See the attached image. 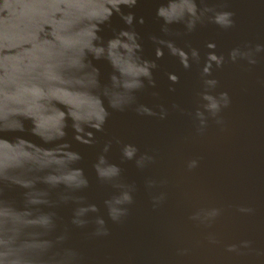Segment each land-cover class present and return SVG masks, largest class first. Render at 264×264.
Segmentation results:
<instances>
[{
	"label": "water",
	"instance_id": "obj_1",
	"mask_svg": "<svg viewBox=\"0 0 264 264\" xmlns=\"http://www.w3.org/2000/svg\"><path fill=\"white\" fill-rule=\"evenodd\" d=\"M90 2L0 33V264H264V0Z\"/></svg>",
	"mask_w": 264,
	"mask_h": 264
},
{
	"label": "bare ground",
	"instance_id": "obj_2",
	"mask_svg": "<svg viewBox=\"0 0 264 264\" xmlns=\"http://www.w3.org/2000/svg\"><path fill=\"white\" fill-rule=\"evenodd\" d=\"M74 1L75 0H69V1L68 0H0V33L5 35V37L7 38L10 36L9 32L12 29H14V27H11V26H14V24H17V23L21 24L22 23L25 26H29L31 24V22L29 21L30 19L27 17L29 16L28 14H30V13H32L34 17L40 18V17L44 16L45 14H48V13L53 14L54 11L56 12L57 10H61V9L68 8L69 9L68 11H70V9H79L82 5L86 6V4H92L90 1H96V0H77V2H74ZM105 1H109V0H105ZM91 17L92 16H90V18ZM4 21H8V22H4ZM4 23H6V24H4ZM112 50H113V48L110 49V47L108 45L100 44V46L96 47L95 50L87 51V52L83 53L82 55H80V58L82 57L83 60H86V59L94 60V59H99L102 57H112V54H113L111 52ZM122 58L127 59L128 56H122ZM55 61H58V63H60L61 65H65V64H62L61 60H55ZM58 70L59 69L57 67H55V65L50 66L49 64H48V67H42L41 69L35 70V72H34L35 79L33 80V83H34V81L43 80L44 79L43 76H46L48 72L52 71V73H54ZM11 88H13L12 85H11ZM26 88L28 89V92L32 94L33 97H38V92H39L38 89H36L35 87L32 88L29 85V83L27 84ZM66 117H67V115H66ZM69 120H71V117H69ZM60 135H61V133H58L57 138H59ZM51 144H55V143L52 142ZM51 155L58 156L59 153L51 154ZM1 157L2 156H0V163L6 159L5 157H2V158ZM16 158H19V156L13 155L12 159H16ZM44 159L45 160L51 159V157L49 158L48 156L45 155ZM76 164H77L76 159H73V161L69 163L71 168H73L74 167L73 165H76ZM64 171H66V170H64V169L61 170V172H64ZM0 173H2V172L0 171ZM46 175H48V174H45V176ZM23 176H24V174H23ZM44 179H45L44 176H39L38 173L31 172V173H29V179L27 181H28V184H32V186H33V185H37L40 180H44ZM19 187H20V185L17 186L15 184L14 180H12V179L0 180V211L9 210L8 208L6 209V207L10 206V204L7 202L9 200H11V198H13L16 194H18L17 188H19ZM25 190L28 194H32L31 192H34V188L26 187ZM101 193L104 194V191H102ZM53 194H54L53 192L49 193V195H53ZM94 194L95 193H86V195L89 196V198L98 197L97 195L94 196ZM22 200L23 199H20V202H22ZM65 201H66V199L64 201H62V203L64 202L66 209L68 211H70L69 214L71 216H74L75 213H77V218H73V217L70 218L69 217L68 220L62 218V219H58V221H60L61 225H63V226L66 223L67 224L72 223V221H70L71 219L74 220L75 222L78 220L82 224L81 217L84 215L85 212L89 211V207L85 208L83 205H81L82 203L75 204V203H72L71 201L66 203ZM27 203L28 202H23L21 204V207L23 208ZM89 204L92 206L93 201L91 200L89 202ZM99 204L100 203H96L91 208V210L94 209L95 207H97ZM112 207H114L113 204H112ZM22 212H25V211L22 210ZM0 215L6 216V212H0ZM48 216H51V215H48ZM52 216H54V215H52ZM12 217H13V219H20V220L28 221L27 214H15ZM50 218L51 217L46 218L45 220L50 219ZM5 219L10 224L8 227L13 229L14 227H12L11 221H9L7 219V217ZM56 222H57V219L54 220L50 224V228L54 227ZM148 224H150V223H148ZM122 225L126 226V224H123V223H122ZM5 229L6 228L3 226V223H0V235L3 234ZM83 233L86 234V230H84V226L83 227L81 226V229L79 227H76L74 230V234H72V235H74V237L76 238V235L80 234L81 236H83ZM92 233L99 234L100 231L97 229V230H94ZM181 233L184 234L183 231ZM79 240L80 239H78V241H76V239H74L73 245H78V246L82 245V241L81 240L79 241ZM84 240H87V239H84ZM98 242H99V244L95 243L94 240L92 241V243H95V245H99V246H100V244H105V242H103L101 240ZM145 245H148L145 247L149 251H152V252L156 253L157 255H159V254L160 255H162V254L168 255V254H164L162 252L173 253L174 251L182 248V247L172 245L171 243H169L167 241L159 242V239L146 240ZM82 246H84V245H82ZM75 249H82V248L80 246V247H75ZM253 258H256V257L253 256Z\"/></svg>",
	"mask_w": 264,
	"mask_h": 264
}]
</instances>
